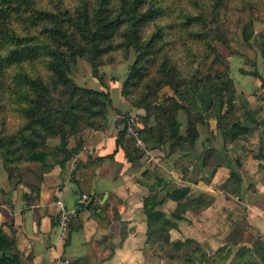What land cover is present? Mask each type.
<instances>
[{
    "label": "trees",
    "instance_id": "16d2710c",
    "mask_svg": "<svg viewBox=\"0 0 264 264\" xmlns=\"http://www.w3.org/2000/svg\"><path fill=\"white\" fill-rule=\"evenodd\" d=\"M260 10L264 0H0V161L9 181L24 183L37 198L59 154L80 148L78 142L69 152V142L84 130L107 126L111 91L75 80L79 58L98 75L103 65L135 54L121 84L130 108L117 139L132 165L146 152L127 132L134 108L143 111L139 128L148 149L195 148L200 127L213 117L225 138L245 136L249 127L236 111L230 61L218 44L231 48L228 27L242 25L250 46ZM242 71L262 77L258 70ZM166 88L172 93H162ZM54 139L58 143L52 148ZM217 163L213 149L201 161L202 166ZM144 175L150 190L143 198L148 239H157L155 257L171 248L169 256L176 258L193 239L173 241L171 229L179 227L183 212L207 205L205 193L190 198V187L171 184L155 169ZM169 198L178 203L171 214L158 208ZM86 206L80 204L70 232L82 226L79 212ZM230 256L227 245L209 255L197 244L185 258L194 264H264V241L257 239L254 249L240 247L229 261ZM0 264H19L16 242L2 226Z\"/></svg>",
    "mask_w": 264,
    "mask_h": 264
},
{
    "label": "crops",
    "instance_id": "0c3cea01",
    "mask_svg": "<svg viewBox=\"0 0 264 264\" xmlns=\"http://www.w3.org/2000/svg\"><path fill=\"white\" fill-rule=\"evenodd\" d=\"M262 48L249 57L244 55L253 68L232 71L236 111L249 131L240 138H225L217 129V120L211 118L208 127H200L195 148L169 155L178 171L159 156L160 148L148 149L138 164L129 162L117 141L124 112L130 107L124 99L123 110H110L105 128L84 130L69 142V152L78 142L80 148L67 157L59 154L45 172L37 198L24 183L12 184L0 161V226L15 240L19 264H52L60 258L74 264H147L149 248L157 247V239L147 235L143 198L150 190L141 175L146 168L155 169L173 185L190 187V198L205 193L207 205L189 208L179 227L171 229L173 241L193 239L188 251L201 244L210 255L227 245L230 261L240 247L254 249L257 239L264 241V45ZM242 68L258 70L262 77ZM57 143L58 139L51 140L50 146L55 148ZM212 149L217 165L202 166L203 156ZM83 194L92 199L90 207L80 209L83 224L63 235L58 201L79 208ZM176 205L169 198L158 208L171 213Z\"/></svg>",
    "mask_w": 264,
    "mask_h": 264
},
{
    "label": "rangeland",
    "instance_id": "374dc122",
    "mask_svg": "<svg viewBox=\"0 0 264 264\" xmlns=\"http://www.w3.org/2000/svg\"><path fill=\"white\" fill-rule=\"evenodd\" d=\"M258 14H260L261 18L256 20L255 33L251 39L252 43L250 46L247 45L243 39L242 25H234V26L232 25V26L228 27L229 28L228 31H229V39H230L231 48H229L228 46H226L225 44H222V43L218 44L220 53L230 61L231 71H233V72H235V71L237 72L239 70V68L243 67V66H246L248 68H253V63H251L250 62L251 60H249L250 58H247V57L245 58L244 55L246 54L249 57L250 55H254L255 52L258 53L259 49H263L262 48V46L264 45V20H263L264 12H263V10L258 11ZM134 57H135V54L133 52V54L131 55L129 60H125L123 62L105 64L100 68L98 75L93 74L92 66L89 63V61H87L84 58H79L78 59V67L73 72V77L79 83L87 85V86L97 87V88L108 87L111 91V95H112L113 101H114L113 102L114 105L110 110L115 111L116 108H120L123 110L124 105L122 102L123 97L121 95V84H122V81L125 79V77L128 74L130 63H132V61L134 60ZM164 92L172 93V90H170L169 88H166L165 90H163L162 93H164ZM126 103L127 102L125 101V104ZM127 106L129 107L128 103H127ZM126 112H124V113H126ZM129 113L131 115L135 114V115L139 116V114L134 110L132 112L130 111ZM181 118H182V125L184 127L185 117H184L183 112L181 113ZM213 118L215 119V117H213ZM122 124H123V122L119 126L120 128L123 127ZM201 127L204 130V127H208V126H201ZM120 128H119V130H120ZM186 147L188 149L192 150V148L188 147V146H184L181 149H185ZM175 152L176 151H174V153ZM172 153H173V151H170L169 147L159 149V156L162 159L164 158V160H166L165 162H167V166H169L170 168H171V166H173L172 168L174 170L178 171V169L176 168V165H173L174 162H172L171 158L169 157V155H172ZM180 168H181V166H180ZM145 170L142 172L141 175H142V177L144 176L145 180L147 181L148 177L146 175H144ZM167 174H170V172H165L166 176H167ZM177 205H178V203H177ZM177 205L175 207V210L177 208ZM185 212H183V214ZM171 213H168V214H171ZM191 247H190L189 243H187L181 252L182 254L176 258H172L169 256L170 251H172L171 248H168L167 250H163L162 251L161 264H175V263L176 264H178V263L183 264L185 262L188 263V261H186L185 257H186L187 251ZM156 253H158V249H157V247L155 248L154 245H152V247L149 248V253H148L149 256H148V263L147 264H155ZM177 255L178 254H176V256Z\"/></svg>",
    "mask_w": 264,
    "mask_h": 264
},
{
    "label": "built area",
    "instance_id": "2783aa9c",
    "mask_svg": "<svg viewBox=\"0 0 264 264\" xmlns=\"http://www.w3.org/2000/svg\"><path fill=\"white\" fill-rule=\"evenodd\" d=\"M127 132L129 135H133L135 138L136 145L142 149L147 151V142L145 141L143 135L140 131V122L139 116L130 115L127 122ZM89 195L83 194L82 204H85L89 200ZM59 213H58V224L62 230L63 235H67L70 231V225L72 219L78 214V208H70L68 207L64 200L60 199L58 201ZM52 264H71V260L68 258H60L57 261H54Z\"/></svg>",
    "mask_w": 264,
    "mask_h": 264
},
{
    "label": "water",
    "instance_id": "95a60500",
    "mask_svg": "<svg viewBox=\"0 0 264 264\" xmlns=\"http://www.w3.org/2000/svg\"><path fill=\"white\" fill-rule=\"evenodd\" d=\"M91 204H92V199H90V200L88 201V203H87V207H90ZM155 264H161V257H160V256L156 257Z\"/></svg>",
    "mask_w": 264,
    "mask_h": 264
}]
</instances>
